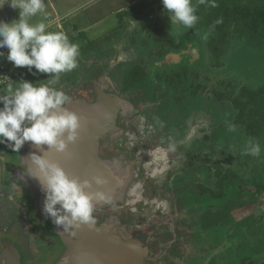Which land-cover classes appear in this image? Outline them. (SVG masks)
<instances>
[{
  "label": "flooded vegetation",
  "instance_id": "1",
  "mask_svg": "<svg viewBox=\"0 0 264 264\" xmlns=\"http://www.w3.org/2000/svg\"><path fill=\"white\" fill-rule=\"evenodd\" d=\"M155 5L157 10L152 12ZM114 10L118 25L106 37L78 45L80 56L75 70L60 74L55 82L47 80L52 74L36 70L16 72L13 73V85L25 80L44 83L63 89L71 102L84 100L90 105H100L101 102L103 107L112 104L114 115L110 124L106 117H93L90 111L88 118L81 121L79 143L70 144L66 153L47 154L66 167L70 177L81 180L104 176L102 162L114 163L116 159L127 165L122 167L125 173L121 176L129 175L132 180L129 184L134 182L136 175L135 183L129 189L127 184L120 198L113 199L111 204L96 202L94 217L98 225L117 223L121 231L128 232L139 244L147 246L148 264H231L230 259L225 261L224 257L217 256L215 249L219 244L215 238L208 240L210 252L205 250L203 253V250H196L194 241L190 243L185 235L187 230L186 234H192L193 225L195 231L197 224H203L201 216H206L211 209L217 208L213 210L217 215L221 212L219 201L224 194L219 189V177L212 171L213 180L214 177L217 180L209 186L208 167L195 170L186 161L184 165L182 158L178 162L173 152L168 151L166 132L155 120V113L184 115L178 111L179 107H167V92L171 86L185 81L183 76L188 75L185 64L189 59L193 63L201 53L197 50L201 20L196 25L198 29L195 26L175 35L170 30L171 24H167V12L153 0L122 2ZM133 23L136 26L131 27ZM78 29L80 27L76 24L74 34L68 35L75 44L86 37L85 31ZM147 42L155 46L151 50L157 58L151 64L141 53L149 46ZM157 61L161 68L155 67ZM196 90L198 96L201 89ZM199 108L186 113H207ZM191 131L187 138L194 136ZM93 136L95 140L92 142ZM196 137L182 150L194 146L205 150L214 148L209 135L197 139L199 141H195ZM43 147L47 149V145ZM3 148L4 159L14 153L6 143H0V149ZM154 148L160 152L157 151L161 158L146 160L139 154L154 153ZM15 152V165L19 167L14 169L18 171L14 176L20 180L11 178L9 183H4L6 177L0 176V264H9L10 258L15 264H56L67 246L51 219L43 215L45 195L39 181L28 175L32 165L27 157L38 149L32 142H26ZM192 162L200 163L198 159ZM180 166L183 167L181 172L173 174L174 168ZM27 178L36 180V186L27 182ZM203 196H209L210 200L201 199ZM187 217L194 220L192 224L187 222ZM208 223L207 227L215 225L211 221Z\"/></svg>",
  "mask_w": 264,
  "mask_h": 264
},
{
  "label": "rangeland",
  "instance_id": "2",
  "mask_svg": "<svg viewBox=\"0 0 264 264\" xmlns=\"http://www.w3.org/2000/svg\"><path fill=\"white\" fill-rule=\"evenodd\" d=\"M126 1L131 0H45V13L33 17L31 23H45L47 31L63 32L67 36L74 34L73 30L77 24L80 30L85 31L86 37L81 38L76 44H85L92 39L106 37L114 30L118 25L114 7ZM156 10V5L151 8L152 12ZM18 19V9L8 5L0 9V20L12 22ZM133 26H136V23L131 25ZM196 28L198 29V26ZM170 30L175 35L181 34L180 31L185 33L184 29H177L175 26L173 28L170 26ZM199 32L201 36L198 37L197 50L201 53L193 63L189 59L185 64L188 69V75L186 73V77L183 76L185 81L171 86L167 92V107H179L178 111L184 115L175 112L155 113V120L163 123L162 128L166 132L169 144L176 145V150L172 152L178 162L182 158L184 165L192 164L190 167L195 170L208 167L209 186L217 180L215 177L213 180L214 171V175L217 174L219 177V189L225 196L219 201L221 204L219 215L213 211L217 208L211 209V212L207 211L206 216H201L203 224L201 222L197 224L195 231L193 225L192 234H186L189 231L187 230L185 235L190 243L194 241L196 245L194 248L203 250V253L210 252L208 240L215 238L219 244L215 249L217 256L224 257L225 261L230 259L231 264H261L259 257L262 256L264 260V211L261 210L264 209V189L255 193L250 189H254L258 184L264 187V113H259L261 106L256 103L249 104L245 113L241 115L232 98L246 101L248 99L246 91H258L264 86V45L231 36L230 43L224 46L220 56L215 57L208 47L210 30L202 25ZM147 46L141 53L145 55V61L151 64L153 59L157 58L151 50L155 46L152 43ZM0 51L4 53V56H0V79L8 80L6 85L0 86V92H3L9 83L13 84L12 81H15L13 73H24L29 69L14 67L12 62L6 59L7 48ZM159 65L160 62L157 61L155 67ZM168 83L167 79V86ZM196 88L201 89L198 96ZM194 95L197 97L194 98ZM199 107L207 113L202 111L186 113L196 108L200 109ZM229 125H234L236 131H230ZM189 130H192L191 135L197 136L195 141L209 135L210 141L213 140L212 144L214 142V148L205 150L194 146L189 150H182L183 146L190 145L189 142L194 137L187 138ZM249 139L260 143L262 150L259 157L243 154ZM4 149H0V176L6 177L4 183H9L11 178L19 181L20 179L14 176L17 171L14 169L19 167L15 165L16 152L9 148L14 153L4 159L2 157ZM193 159H198L200 163H193ZM182 168L175 167L172 173H180ZM240 184L247 186L241 188ZM201 199L210 200L209 196H203ZM219 218L226 220L220 219V222ZM193 221L187 217V222L192 224ZM209 221L215 223V227H207Z\"/></svg>",
  "mask_w": 264,
  "mask_h": 264
},
{
  "label": "clouds",
  "instance_id": "3",
  "mask_svg": "<svg viewBox=\"0 0 264 264\" xmlns=\"http://www.w3.org/2000/svg\"><path fill=\"white\" fill-rule=\"evenodd\" d=\"M162 4L172 28L184 30L194 29L199 22L196 14L199 5L218 7L216 0H198L197 4H193V0H162ZM5 5L19 10L18 20H0V49H8L6 59L14 67L52 74L47 79L50 82L78 67L77 44L63 32L47 31L45 23H31L33 17L45 13V0H0V9ZM0 56H4L2 51ZM0 93L3 105L0 107V143H6L14 152L26 142H32L38 149L27 157L32 165L28 175L39 181L44 192L43 215L72 235L84 225L95 227L96 202L111 204L113 198L108 192L89 190L93 188V181L97 186L106 185L108 181L100 175L84 180L70 177L58 161L47 155L49 152L66 153L69 145L79 139L81 119L68 109L70 97L63 89L27 80L16 82V86L9 83ZM157 123L163 127L159 120ZM229 130L236 131V127L229 125ZM175 150L176 145L169 144L168 151ZM261 150L258 141L249 139L243 154L259 157Z\"/></svg>",
  "mask_w": 264,
  "mask_h": 264
},
{
  "label": "water",
  "instance_id": "4",
  "mask_svg": "<svg viewBox=\"0 0 264 264\" xmlns=\"http://www.w3.org/2000/svg\"><path fill=\"white\" fill-rule=\"evenodd\" d=\"M111 106L112 104L110 103L107 107H103L101 102L100 105H90L84 100L70 101L67 104L68 109L77 113L83 122L88 118L87 113L91 111L93 117L98 116L103 118L104 116L108 119V123H111L112 116L114 115ZM85 132L87 134V131ZM94 140L95 137L93 136L92 142ZM76 143H79V139ZM102 163L104 165V162ZM63 168L66 171V167ZM126 176L118 175L113 170L106 168V173H104L103 177L106 178L108 183L103 186H97L93 181L92 189L95 191L101 189L102 191L108 192L113 199H116V193L122 191L127 186L129 175L127 178ZM27 182L33 183V186L37 184L34 179L27 178ZM92 189L89 191H93ZM99 203L102 204L103 202L101 203L99 201ZM116 224L110 222L104 226H100L96 222L93 228L84 225L76 230L75 235L55 226L67 246L64 255L56 264H148L147 246L139 244L134 240V236L128 232L121 231ZM9 264H15L13 259H9Z\"/></svg>",
  "mask_w": 264,
  "mask_h": 264
},
{
  "label": "trees",
  "instance_id": "5",
  "mask_svg": "<svg viewBox=\"0 0 264 264\" xmlns=\"http://www.w3.org/2000/svg\"><path fill=\"white\" fill-rule=\"evenodd\" d=\"M153 2L162 4V0H153ZM218 7L210 8L205 5H199L197 15L201 23L210 30L209 49L215 56H220L224 46L230 43L231 36L249 40L257 45H264V0H216ZM198 0H193L197 4ZM222 20L221 23H216ZM167 13V24H169ZM248 99H233L235 105L244 113L249 104L259 103L261 106L259 113H264V86L258 91H246ZM250 110H254L250 108ZM247 185L240 184L243 188ZM261 185H256L253 193L262 191ZM248 191V190H246Z\"/></svg>",
  "mask_w": 264,
  "mask_h": 264
},
{
  "label": "bare ground",
  "instance_id": "6",
  "mask_svg": "<svg viewBox=\"0 0 264 264\" xmlns=\"http://www.w3.org/2000/svg\"><path fill=\"white\" fill-rule=\"evenodd\" d=\"M125 100H127V97L125 96L124 97V103H125ZM123 107H124V104H123ZM149 144V143H148ZM150 146V145H149ZM147 148H149V147H147ZM155 149V148H154ZM157 151L158 150H156L155 149V151H154V153H152V152H149V153H139L140 155H144L143 157L147 160H154V159H156L157 158V156L159 157V158H161V156H160V154H158V153H160L159 151H158V153H157ZM150 162H152V161H150ZM150 162H148V163H150ZM123 164H125V162L124 163H122L119 159H116L115 160V162L114 163H112V162H110V161H105L104 162V165L102 164V169L105 171L104 173H106V168L107 169H110V170H113V172L114 173H116V174H118V175H122V174H124L125 172H123L124 170H125V168H122L123 166L124 167H127V165H123ZM128 169V168H127ZM126 169V170H127ZM137 180V177H136V175H135V180H134V182L132 183V184H134L135 183V181ZM131 178L129 179V177H128V180H127V184H129V183H131ZM132 184H129V186H128V189L131 187V185ZM126 189H127V186L123 189V190H125L126 191ZM123 190L122 191H116L117 193H116V196H115V198H120L122 195H121V193L123 192Z\"/></svg>",
  "mask_w": 264,
  "mask_h": 264
},
{
  "label": "built area",
  "instance_id": "7",
  "mask_svg": "<svg viewBox=\"0 0 264 264\" xmlns=\"http://www.w3.org/2000/svg\"><path fill=\"white\" fill-rule=\"evenodd\" d=\"M7 83H8V80L0 79V86L6 85Z\"/></svg>",
  "mask_w": 264,
  "mask_h": 264
},
{
  "label": "crops",
  "instance_id": "8",
  "mask_svg": "<svg viewBox=\"0 0 264 264\" xmlns=\"http://www.w3.org/2000/svg\"><path fill=\"white\" fill-rule=\"evenodd\" d=\"M264 211V209H261ZM218 227H219V224H218ZM249 239V238H248ZM260 258V263L263 264L264 263V260L262 259V256L259 257Z\"/></svg>",
  "mask_w": 264,
  "mask_h": 264
}]
</instances>
